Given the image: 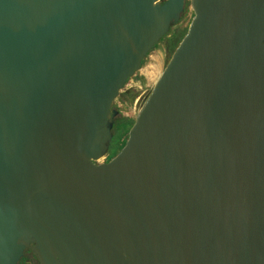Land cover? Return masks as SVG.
<instances>
[{"label": "water", "instance_id": "obj_1", "mask_svg": "<svg viewBox=\"0 0 264 264\" xmlns=\"http://www.w3.org/2000/svg\"><path fill=\"white\" fill-rule=\"evenodd\" d=\"M185 3L0 0V264H264V0H189L99 162Z\"/></svg>", "mask_w": 264, "mask_h": 264}, {"label": "rangeland", "instance_id": "obj_2", "mask_svg": "<svg viewBox=\"0 0 264 264\" xmlns=\"http://www.w3.org/2000/svg\"><path fill=\"white\" fill-rule=\"evenodd\" d=\"M186 1L189 2V0ZM192 15L193 11L189 4L185 6L180 21L173 26L169 33L148 53L141 68L126 82L112 104V108L117 111L116 116L133 119L136 117L171 55V50L168 47V40L171 37L172 31L176 27H187ZM115 145L116 138L113 137L110 149L113 150V148L116 147ZM106 159L107 156H104L99 162L106 161Z\"/></svg>", "mask_w": 264, "mask_h": 264}, {"label": "trees", "instance_id": "obj_3", "mask_svg": "<svg viewBox=\"0 0 264 264\" xmlns=\"http://www.w3.org/2000/svg\"><path fill=\"white\" fill-rule=\"evenodd\" d=\"M185 5H189V2L186 1ZM187 30V27L180 28L176 27L171 34L170 39L168 40V47L172 51L177 46L178 42L181 40L182 36L185 34ZM144 60L142 61V63ZM134 119L129 117H118L115 116L114 118V124L112 128V134L113 137L116 138V147L111 150V153L109 156H113L123 145L127 138V132L130 128V126L133 124ZM28 261H33L34 264H37L36 261L33 260L30 256H27L25 253L23 257L19 260L18 264H28Z\"/></svg>", "mask_w": 264, "mask_h": 264}, {"label": "flooded vegetation", "instance_id": "obj_4", "mask_svg": "<svg viewBox=\"0 0 264 264\" xmlns=\"http://www.w3.org/2000/svg\"><path fill=\"white\" fill-rule=\"evenodd\" d=\"M115 118V117H114ZM110 153H111V149H110V152H109V154L107 155V159H106V161L109 159V158H111L112 157V155L111 156H109L110 155ZM24 253L27 255V256H30L31 258H33V260L34 261H36L37 262V259H36V257L34 256V254L29 250V249H27V250H25L24 251Z\"/></svg>", "mask_w": 264, "mask_h": 264}, {"label": "built area", "instance_id": "obj_5", "mask_svg": "<svg viewBox=\"0 0 264 264\" xmlns=\"http://www.w3.org/2000/svg\"><path fill=\"white\" fill-rule=\"evenodd\" d=\"M27 263H28V264H34L33 261H28Z\"/></svg>", "mask_w": 264, "mask_h": 264}]
</instances>
